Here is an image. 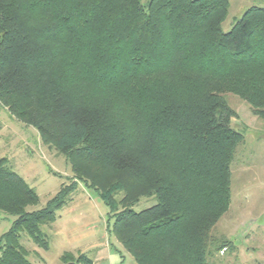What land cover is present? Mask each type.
<instances>
[{
    "label": "trees",
    "instance_id": "obj_1",
    "mask_svg": "<svg viewBox=\"0 0 264 264\" xmlns=\"http://www.w3.org/2000/svg\"><path fill=\"white\" fill-rule=\"evenodd\" d=\"M228 0H0V102L72 168L44 207L0 158V264H32L19 231L42 248L77 181L109 208L136 264H212L243 134L232 92L264 113V6L224 32ZM155 203L135 211L141 198ZM119 206V207H118ZM70 254H64L63 260ZM77 260L92 264L80 254Z\"/></svg>",
    "mask_w": 264,
    "mask_h": 264
},
{
    "label": "rangeland",
    "instance_id": "obj_2",
    "mask_svg": "<svg viewBox=\"0 0 264 264\" xmlns=\"http://www.w3.org/2000/svg\"><path fill=\"white\" fill-rule=\"evenodd\" d=\"M228 1V13L222 22L224 32L232 28L247 8L264 6V0ZM224 96L236 113L231 125L244 138L230 166L229 205L212 229V235L225 237L227 244L214 252L209 261L264 264V113L235 93L226 92ZM0 158L35 190L37 201L28 205L27 211L44 207L72 179V168L65 156L1 102ZM155 202L153 197H143L132 209L139 211ZM14 219L15 216L0 211V235L11 227ZM112 222L109 208L97 191L77 181L68 201L55 212L54 220L40 227L47 248L39 247L24 230L19 231V241L32 264H82L77 260L80 254L92 264H136L112 234ZM65 253L70 255L63 260Z\"/></svg>",
    "mask_w": 264,
    "mask_h": 264
}]
</instances>
